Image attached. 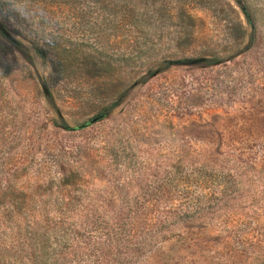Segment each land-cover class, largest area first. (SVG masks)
<instances>
[{
	"label": "rangeland",
	"instance_id": "1",
	"mask_svg": "<svg viewBox=\"0 0 264 264\" xmlns=\"http://www.w3.org/2000/svg\"><path fill=\"white\" fill-rule=\"evenodd\" d=\"M0 264H264V0H0Z\"/></svg>",
	"mask_w": 264,
	"mask_h": 264
},
{
	"label": "water",
	"instance_id": "2",
	"mask_svg": "<svg viewBox=\"0 0 264 264\" xmlns=\"http://www.w3.org/2000/svg\"><path fill=\"white\" fill-rule=\"evenodd\" d=\"M103 115H100V116H96L94 118H92L89 122H87L86 124L82 125V126H79L78 128H84L86 126H90L96 122H98L99 120L103 119Z\"/></svg>",
	"mask_w": 264,
	"mask_h": 264
},
{
	"label": "trees",
	"instance_id": "3",
	"mask_svg": "<svg viewBox=\"0 0 264 264\" xmlns=\"http://www.w3.org/2000/svg\"><path fill=\"white\" fill-rule=\"evenodd\" d=\"M246 18V22L248 23L249 26L253 27V21L250 18V16H248L247 14L245 15Z\"/></svg>",
	"mask_w": 264,
	"mask_h": 264
}]
</instances>
